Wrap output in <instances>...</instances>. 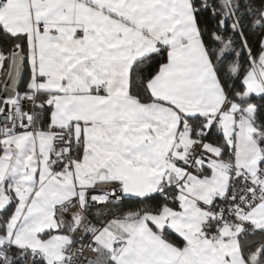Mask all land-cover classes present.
Masks as SVG:
<instances>
[{
	"label": "snow or ice",
	"instance_id": "6c2138e0",
	"mask_svg": "<svg viewBox=\"0 0 264 264\" xmlns=\"http://www.w3.org/2000/svg\"><path fill=\"white\" fill-rule=\"evenodd\" d=\"M0 264H264V0H0Z\"/></svg>",
	"mask_w": 264,
	"mask_h": 264
}]
</instances>
